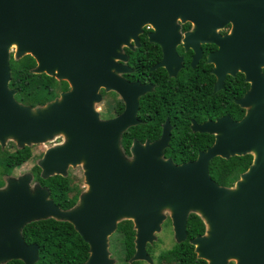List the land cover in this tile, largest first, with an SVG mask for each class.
<instances>
[{
    "label": "water",
    "instance_id": "obj_1",
    "mask_svg": "<svg viewBox=\"0 0 264 264\" xmlns=\"http://www.w3.org/2000/svg\"><path fill=\"white\" fill-rule=\"evenodd\" d=\"M187 22L193 27L184 38L186 46L193 44L201 54L199 41H213L219 49L209 61L223 78L245 73L251 87L238 102L246 114L194 126L216 134V140L193 162L166 160L160 143L136 142L128 156L121 137L136 121L130 119L138 99L128 101L120 117L101 119L95 103L102 100L107 75L111 71L113 87L122 90L113 71L120 69L123 47L132 40L139 46V34L149 26V34H160L151 39L165 55L174 54ZM228 24L231 31L220 35ZM14 44L15 59L33 55V72L67 80L71 89L44 105L19 102L10 87ZM263 68L264 0H0V144L13 139L24 148L63 133L66 142L50 148L39 162L41 174L68 176L71 165L81 164L88 185L75 206L63 209L48 187L32 186V172L9 176L0 187V264L16 259L36 264L40 246L27 243L23 229L48 218L72 223L90 245L83 264H115L110 237L121 221L131 220L136 252L130 261L152 263L146 246L157 238L167 211L179 240L187 235L191 212L203 219L206 231L192 241L208 264H264ZM245 154H252L253 162L233 186L212 178L214 157Z\"/></svg>",
    "mask_w": 264,
    "mask_h": 264
},
{
    "label": "flooded vegetation",
    "instance_id": "obj_2",
    "mask_svg": "<svg viewBox=\"0 0 264 264\" xmlns=\"http://www.w3.org/2000/svg\"><path fill=\"white\" fill-rule=\"evenodd\" d=\"M192 27L191 22L182 24V38L176 46V53L168 56L163 46L151 39L160 34H149L152 28H146L147 34H143L145 30L139 34V46L132 40L130 46L123 47L124 55L117 61L120 69L113 71L116 82L122 84V90L113 87L111 71L107 75V83L101 89L103 107L100 112L104 120L112 121L120 117L126 112L128 101L135 103L138 99L136 116L130 119L136 121L122 132L121 137L122 147L128 156L136 142L143 145L160 143L166 160L176 165L193 162L200 152L208 150L216 140V134L195 129L194 126L217 121L226 115L240 120L246 114L247 109L238 102L251 87L245 73H227L223 78V74L216 69V63L209 61L210 54L219 49V45L213 41H199L201 54H197L191 41L188 43L192 45L186 46L184 38ZM231 28L232 24H228L218 32L224 36ZM168 39L166 41L171 42ZM35 67L31 68L32 72ZM49 76L58 81H66L69 87L67 90L71 89L69 81L58 79L55 75ZM242 82L248 84V87L239 95L241 86L244 87ZM67 90L58 88V95ZM165 214L161 230L156 233L157 238L146 246L152 263L148 260L137 261L141 264H208L206 259L198 256L196 244L192 241L205 233L206 224L204 233L190 237L187 221V235L179 240L171 212ZM192 214L199 216L191 212L188 220ZM112 237L117 239L113 241V247L116 242L122 260L133 263L130 259L136 252V230L135 251L131 257H128L126 234L120 231L119 225ZM164 252H169V257L160 259ZM230 263L237 264V261L232 260Z\"/></svg>",
    "mask_w": 264,
    "mask_h": 264
},
{
    "label": "trees",
    "instance_id": "obj_3",
    "mask_svg": "<svg viewBox=\"0 0 264 264\" xmlns=\"http://www.w3.org/2000/svg\"><path fill=\"white\" fill-rule=\"evenodd\" d=\"M147 29L143 34H147ZM36 66V61L31 55L22 58H11L12 79L10 87L16 89V99L30 106L44 105L59 97L57 89L67 90L66 81H58L53 76L45 73L37 74L31 71ZM239 95L247 89L248 84L241 83ZM129 153V151H127ZM33 151L31 146L16 148L12 152L0 149V187L4 186L6 179L12 175L15 168L20 167L31 159ZM253 162L252 154L235 155L230 158L214 157L210 162V174L221 186L231 187L240 178ZM41 167L35 165L32 174L35 182L49 188L51 198L63 209L75 206L79 200L82 189L73 183L70 175L56 174L44 178ZM120 231L126 234L128 257L135 251L134 228L131 220H123L119 223ZM190 237L204 233L205 223L196 214H192L188 220ZM23 236L27 243H38L39 260L36 264H83L90 256V245L83 239L74 225L68 221L54 218L36 220L28 223L23 229ZM194 256V254H193ZM169 257V252H164L160 259ZM6 264H25L16 259ZM121 264H130L123 261ZM131 264H141L134 261ZM233 264V263H230Z\"/></svg>",
    "mask_w": 264,
    "mask_h": 264
},
{
    "label": "rangeland",
    "instance_id": "obj_4",
    "mask_svg": "<svg viewBox=\"0 0 264 264\" xmlns=\"http://www.w3.org/2000/svg\"><path fill=\"white\" fill-rule=\"evenodd\" d=\"M16 51V47L13 46L11 48V54H15ZM103 100V98H102ZM102 100L100 102H96L95 103V108L96 110L99 112L100 117H101V107H103V102ZM101 119H103L101 117ZM104 120V119H103ZM67 140V137L63 134V133H59L56 134L52 139H49L45 142H40V143H33L31 145L32 151H33V156L31 157L30 160H28L27 162H25L23 165H21L20 167L15 168V170L13 171L12 175L13 177L19 178L22 175L31 172L32 168L35 167V165H38L39 162L42 160V158L45 156V153L52 147L58 146L60 144L65 143ZM18 144L13 140V139H9L7 140L6 144L1 145L0 144V149L7 151V152H12L14 151L16 148H18ZM85 170L83 165H77V166H70L68 169V175H70L72 181L74 184L79 185L83 191H86L88 188V185L86 184V180H85V174H84ZM34 180L32 182V186H34ZM122 222V221H121ZM115 240V237H110V251H111V257L115 259V264H121L123 262L122 258H121V254L118 252L119 247L116 246L117 243L114 242V246L113 247V241ZM117 240V239H116ZM115 240V241H116ZM112 243V245H111Z\"/></svg>",
    "mask_w": 264,
    "mask_h": 264
},
{
    "label": "bare ground",
    "instance_id": "obj_5",
    "mask_svg": "<svg viewBox=\"0 0 264 264\" xmlns=\"http://www.w3.org/2000/svg\"><path fill=\"white\" fill-rule=\"evenodd\" d=\"M13 46H15V47H16V44H14Z\"/></svg>",
    "mask_w": 264,
    "mask_h": 264
},
{
    "label": "built area",
    "instance_id": "obj_6",
    "mask_svg": "<svg viewBox=\"0 0 264 264\" xmlns=\"http://www.w3.org/2000/svg\"><path fill=\"white\" fill-rule=\"evenodd\" d=\"M146 28H149V26H148V27H146Z\"/></svg>",
    "mask_w": 264,
    "mask_h": 264
}]
</instances>
